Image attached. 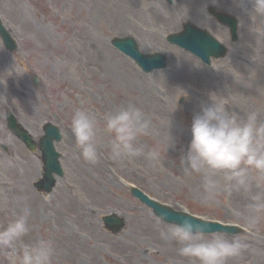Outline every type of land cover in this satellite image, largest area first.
<instances>
[{"label":"rangeland","instance_id":"374dc122","mask_svg":"<svg viewBox=\"0 0 264 264\" xmlns=\"http://www.w3.org/2000/svg\"><path fill=\"white\" fill-rule=\"evenodd\" d=\"M128 1L0 0V19L18 41L14 52L0 41V229L34 198L39 215L28 220L30 231L23 243L51 241L53 264H191L179 255L180 245L160 235V229L171 224L156 218L130 193L128 184H133L174 210L187 208L209 221L240 225L244 229L240 233L206 235L224 234L245 245L229 264H264V219L249 228L234 216L246 211L247 195L221 191L205 204L202 178L186 175L180 163L190 141L192 118L202 106L223 101L231 112L244 116L258 111L264 120V18L251 14L250 0H145L149 2L132 5ZM149 6L154 10L142 14L141 9ZM208 7L237 19L236 41H230L228 30L211 19ZM189 20L226 45L223 59L205 65L166 41L167 34ZM126 34L143 53H166V67L141 71L110 44L112 38ZM228 70L237 85L229 82ZM125 73L138 81L141 93L150 90L162 105L151 107V96L147 103L133 97L125 89L130 84ZM129 105L139 107L150 121V133L138 137L137 144L145 153L157 150L156 162L143 155L131 160L111 157L104 117ZM5 107L36 140L43 134L44 122L59 127L62 138L55 147L64 174L50 194L33 187L40 177V153L29 152L9 132ZM78 109L91 112L101 130L95 164L83 159L70 130ZM86 208L91 211L89 222L81 218ZM110 213L124 219L117 233L103 226L101 217ZM0 264H8L3 250Z\"/></svg>","mask_w":264,"mask_h":264},{"label":"clouds","instance_id":"9594fccd","mask_svg":"<svg viewBox=\"0 0 264 264\" xmlns=\"http://www.w3.org/2000/svg\"><path fill=\"white\" fill-rule=\"evenodd\" d=\"M250 3L251 14L264 18V0ZM103 124L104 134L110 137L112 159L131 160L143 155L151 162L159 160L157 150L145 153L137 144V138L148 135L151 127L139 107L129 105L108 113ZM70 130L83 159L95 164L101 144L96 117L86 109H78L71 118ZM173 146L171 140L169 147ZM180 163L186 175L202 178L203 203L214 201L221 191L242 192L249 204L246 211H236L235 218L249 228L264 219V120L258 111L240 116L229 111L223 101L202 106L192 118L190 141ZM29 215L30 209L25 208L0 229V250L8 264H53L51 241L23 243L30 231ZM208 227L204 217L184 208L180 222L162 227L160 235L180 245L179 255L191 264H229L242 254L245 245L240 240L224 234L208 236Z\"/></svg>","mask_w":264,"mask_h":264},{"label":"water","instance_id":"95a60500","mask_svg":"<svg viewBox=\"0 0 264 264\" xmlns=\"http://www.w3.org/2000/svg\"><path fill=\"white\" fill-rule=\"evenodd\" d=\"M210 14L219 23L229 28L231 38L237 39V20L233 16L216 11L215 9H209ZM182 30L177 33L169 34L166 39L179 47L190 51L194 55L198 56L202 62L209 63L210 57L221 58L226 53V48L220 44L208 31L198 28L190 22L183 23ZM0 37L6 48L13 50L16 49V42L9 36L4 30L0 22ZM231 39V40H232ZM111 44L121 51L123 54L128 55L142 71L148 73L154 69H162L166 66L165 53H142L138 48V44L131 36L115 37L111 40ZM36 82V81H35ZM6 122L5 124L10 132L19 138L29 151H34L38 147L41 151V160L43 163L42 175L39 180L34 183V187L39 191H43L45 194L51 192L55 185L56 179L53 174L62 176V170L58 163L59 154L55 151L53 146V140L59 141L60 134L58 128L46 123L43 126L44 135L40 137L39 143H35L29 132L20 124H18L16 118L11 114L10 110H5ZM142 203H146L152 208V213L156 218H163L165 223L178 224L183 217V212H176L169 207L160 205L153 200L148 199L139 190L132 189L131 192ZM102 221L111 232L117 233L123 228V219L117 215L108 214L102 217ZM209 227L207 233L225 232L227 234H235L238 230L231 226H221L215 223H208Z\"/></svg>","mask_w":264,"mask_h":264},{"label":"bare ground","instance_id":"6f19581e","mask_svg":"<svg viewBox=\"0 0 264 264\" xmlns=\"http://www.w3.org/2000/svg\"><path fill=\"white\" fill-rule=\"evenodd\" d=\"M185 1H188V0H185ZM189 1H193V0H189ZM128 2H129L128 5H130V4L132 5L134 3L139 4V2L147 3L149 1H145V0H129ZM153 10H154L153 6H149V7H146V8L143 7L141 9V12L143 14V13H147L148 11L151 12ZM143 22L144 21H141L139 23L143 24ZM101 49H102L101 46H98V51H101ZM241 65H243V64H241ZM245 65H247V64H245ZM225 73H226V76L229 74V79H228L229 82L232 85H234V84L237 85V82H235L236 81V78H235V75H234L233 71H229L228 70V71H225ZM125 75H126L127 80L130 83L129 86L126 87L125 89L127 91H129L133 95V97L139 99L140 101H143V102L147 103L148 102V97L147 96H151L153 98V101H151V103H150L152 105L151 107H156V106L162 105V101L157 96H154V93H152L150 90H147L146 91V95H144L143 93H141L138 90V88L136 87L137 84H138V81L135 80V79L130 78L131 77L130 76L131 75L130 73H125ZM121 86H125V85H121ZM19 188H20V190L23 192V194L25 196L27 195V198H28V194L26 193V188L24 186H20ZM77 205H75V206L78 207ZM37 206H38L37 201H35L34 198H31L29 205L26 207V208L30 209V215L28 217V220L29 219L35 220L37 218V216L39 215L38 209L35 208ZM21 209L22 210H17V212H19V213L22 214L23 213V210L25 208H21ZM82 214H84V215H81V218H83V219L86 218L87 219V222H89L90 221V216L89 215H91L90 209L89 208H86V211L84 213H82ZM92 220H93V218H92Z\"/></svg>","mask_w":264,"mask_h":264}]
</instances>
